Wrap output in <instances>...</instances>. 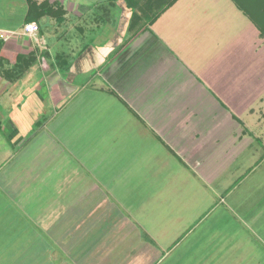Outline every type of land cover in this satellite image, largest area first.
<instances>
[{"label":"crops","instance_id":"0c3cea01","mask_svg":"<svg viewBox=\"0 0 264 264\" xmlns=\"http://www.w3.org/2000/svg\"><path fill=\"white\" fill-rule=\"evenodd\" d=\"M179 1L0 0V264H264V36Z\"/></svg>","mask_w":264,"mask_h":264},{"label":"trees","instance_id":"16d2710c","mask_svg":"<svg viewBox=\"0 0 264 264\" xmlns=\"http://www.w3.org/2000/svg\"><path fill=\"white\" fill-rule=\"evenodd\" d=\"M27 1V16L26 24L36 22L40 17H51L60 20L63 18L65 11L58 2L49 3V0H26ZM126 8L131 12L129 19L128 30L140 28L139 24L145 22L146 25H152L158 17L177 0H123ZM235 7L247 16L251 22L259 29L261 35L264 36V27L258 25L254 18L256 10L250 6L245 0H231ZM153 9L149 14V10ZM139 11V12H138ZM141 12V13H140ZM39 26V25H38ZM21 71H24V67ZM17 73V71L15 72Z\"/></svg>","mask_w":264,"mask_h":264},{"label":"rangeland","instance_id":"374dc122","mask_svg":"<svg viewBox=\"0 0 264 264\" xmlns=\"http://www.w3.org/2000/svg\"><path fill=\"white\" fill-rule=\"evenodd\" d=\"M186 1H188V0H185L184 1V3L186 2ZM58 2H59V4L60 3H62L63 5H64V7L65 8H69V2H68V0H58ZM180 2H182V0H180L177 4H176V6H175V8H181V5H179V3ZM245 2H247L250 6H252V7H254V9L256 10V14L254 15V18H255V20L257 21V23H258V25L259 26H261V27H264V0H245ZM231 4V3H230ZM116 5H117V3H116ZM182 5H183V3H182ZM105 9H107L108 11H111V10H113V9H118L119 8V6H115L114 4H112L111 5V3H110V5H108V6H105L104 7ZM174 9V8H173ZM237 10V9H236ZM152 11H153V9H150L148 12H149V14H151L152 13ZM238 11V10H237ZM139 12V11H138ZM141 13V12H140ZM241 14V13H240ZM242 15V14H241ZM243 16V15H242ZM243 18H245L244 16H243ZM246 19V18H245ZM246 21H247V19H246ZM248 22V21H247ZM48 24H49V21H48ZM48 24H46V25H48ZM63 26V25H62ZM65 27L66 26H68V25H64ZM139 26H140V28L141 27H144L145 26V22H141L140 24H139Z\"/></svg>","mask_w":264,"mask_h":264},{"label":"built area","instance_id":"2783aa9c","mask_svg":"<svg viewBox=\"0 0 264 264\" xmlns=\"http://www.w3.org/2000/svg\"><path fill=\"white\" fill-rule=\"evenodd\" d=\"M23 32L28 37H35L39 33V26L36 23H28L23 26Z\"/></svg>","mask_w":264,"mask_h":264}]
</instances>
